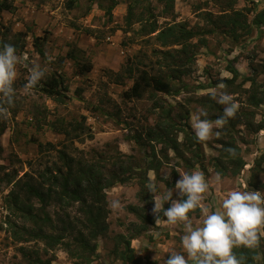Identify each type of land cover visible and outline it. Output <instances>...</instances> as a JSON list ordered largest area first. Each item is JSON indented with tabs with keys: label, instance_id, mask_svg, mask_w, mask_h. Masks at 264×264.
Wrapping results in <instances>:
<instances>
[{
	"label": "rangeland",
	"instance_id": "rangeland-1",
	"mask_svg": "<svg viewBox=\"0 0 264 264\" xmlns=\"http://www.w3.org/2000/svg\"><path fill=\"white\" fill-rule=\"evenodd\" d=\"M119 1V6L112 11V21H109L105 10L102 9L109 5V0H77L72 9L67 6L68 0H14L17 7L14 13L0 11V43L23 46V50L18 54L21 61L17 66V78L14 82L15 105H19L20 110L14 114L9 107L7 116L0 117V128L5 127L0 136V165L4 166L5 170L0 172V179L5 178L6 173L17 174V179L26 173L38 178L39 172L59 162L58 151L64 144L68 146V152L76 157L84 156L88 160L96 161L97 155L103 154L106 160L101 162L107 166V172L109 169L113 170L112 161L107 159L109 157L115 159L124 156L125 166L134 168L126 173L127 176L133 173L134 180L126 185L117 184L105 191L109 231L105 237L97 240L96 255L90 263L80 259L74 260L59 248L44 254L42 243L15 242L7 225L8 220H15L9 216L5 204L6 196L14 187L13 184L1 182L0 264H27L19 249L21 246L29 251H39L44 260H50V264H130L124 263L119 259V255L113 253L118 247L119 250L124 248L123 240H120L119 236L128 239L131 235L129 229L140 227L141 220L131 213L130 207H139L140 212L152 215L157 220V215L153 212L154 201L153 206H150L149 200L142 202L138 198L141 189L138 173H144L143 168L150 161L151 147L154 146L157 152L160 150L159 145L150 144L146 140L147 129L156 124L162 112L170 107H174L175 120H178L176 114L181 110L190 109L188 124L191 127V116L204 109L192 101L210 94L212 90L230 94L238 104L237 113L241 114L247 110L251 129L258 125L263 127L257 133H251L243 124L236 128L234 145L238 146L239 155L245 161L243 170L238 176H222L220 183L215 180L218 172L214 169L213 159L221 154L219 149L222 146L218 142L223 138L220 133L223 125L219 129L214 128V132L220 133L218 136L213 135L209 141L200 143L199 159L186 152L187 159L191 163H197L193 168L187 167L186 161L170 152L169 163L164 165L159 174L149 172V181L157 184L161 181L167 188L174 190L176 182L181 179L180 175L193 170L201 171L209 182V189L204 194L200 207L189 213L194 226H199L204 210H216L229 191L245 190L247 186L250 191L264 193V102L255 109L248 106L249 96L254 92L259 97H264V27L258 29L252 24L251 33L242 34L237 40L229 33H223L221 28H216L215 32L209 35H199L191 41L196 45L195 63L191 72L181 78V84L173 81L178 94L166 95L148 91L141 99H127L125 93L133 85V79L128 78V72L126 73L128 64L146 69L150 74H158L159 68L163 69L158 63H164L163 53L167 49H163L154 38L139 34V23L132 25L128 33L121 29L112 32V28L117 25L126 27L128 9L136 4L134 0ZM218 3L219 0H175V20L171 14L167 18L159 17L158 22L162 28L174 23H185L195 31L211 29L214 28V22H208L204 14H220ZM164 7L165 4L159 0H140L137 13L148 8L159 15ZM234 8L252 10L248 18L251 23L255 14L264 10V0H237ZM37 38V44L44 52L43 56L38 52ZM73 47L83 51H75L79 59L92 63L90 73L78 75L76 72L75 61L67 57ZM140 62L141 65L138 64ZM32 64H40L46 72V77L35 89L26 92L24 86L28 79V68L25 65ZM229 67L237 70L239 77L233 85L220 89V81L233 77ZM56 73L62 74L69 86L67 95L70 99L65 104L54 102L41 91L43 82ZM134 75H138V72ZM244 78H252L256 84L244 82ZM119 79L122 80L118 82ZM239 85H242L243 90L236 88ZM44 109L48 111L46 119L41 113ZM205 110L209 118L212 113L209 109ZM252 111L254 114H251ZM82 117L85 118L84 125L90 130L91 137L86 132L82 140L74 142L67 141L64 134L55 133L45 123H58L63 119L68 125L81 121ZM191 130L193 132L192 127ZM136 135L143 137L140 144L133 138ZM178 137L181 141L183 135L179 134ZM34 139L43 144L52 143L55 148H49L45 154H40L37 144L32 143ZM158 155L160 157L162 154ZM256 166L258 168L254 170ZM253 171L256 174L253 184L255 187L251 183ZM166 176L168 179H165ZM144 193L146 196L152 195L146 187ZM178 199L181 197L177 190L173 192V200ZM114 200L120 204L118 209L110 207ZM170 203L165 204L164 208L167 209ZM48 211L52 218L56 219V214L60 213L61 209L52 205ZM69 212L76 214L77 206ZM16 221L22 223L20 220ZM182 234L183 225H169L161 213L155 225H149L147 232L132 241L131 248L141 260L140 264H164L169 254L183 253L180 240ZM260 238L264 240V230Z\"/></svg>",
	"mask_w": 264,
	"mask_h": 264
},
{
	"label": "trees",
	"instance_id": "trees-1",
	"mask_svg": "<svg viewBox=\"0 0 264 264\" xmlns=\"http://www.w3.org/2000/svg\"><path fill=\"white\" fill-rule=\"evenodd\" d=\"M174 1L159 0L160 3L165 4V7L159 15H156L152 9L148 8L137 13L140 0H134L136 4L129 7L126 15V27L117 25L112 28V32L121 29L124 33H128L132 25L139 23L141 25L139 34L154 38L163 49H167L163 53L164 63H158V65L163 66V69L159 68L160 73L158 74H150L146 69L135 68L134 64H128L126 73L128 72V78L133 79V85L125 93V98L127 99H141L143 94L148 91L166 95L178 94L179 91H175L176 86L173 84V81L181 84V78L191 72L196 57L194 51L196 45H193L191 41L199 35H209L215 32L216 28H221L223 33H229L237 40L240 35L251 33L252 24H255L258 29L264 27V10L258 11L250 23L248 18L252 10H236L234 6L237 0H219L217 6L220 14L216 16L210 12L204 14V18L208 22H214V28L195 31L188 28V25L185 23H174L162 28L158 22V18H167V16L173 14ZM76 2L77 0H68V8L72 9L76 5ZM120 3L119 0H109V5L106 8L102 7L109 21L113 20L112 11ZM16 10L17 7L14 0H0V11L14 13ZM173 20H175L174 14ZM37 43H39V38L36 39V45L39 54L43 56L44 52ZM2 44L0 43V45ZM14 47L17 49V54L23 50V46L18 47L16 45ZM75 51L83 53V51L73 47L67 57L75 61L78 75L90 73L93 68L92 63L88 60L79 59ZM129 62H131V59ZM138 64L141 65L142 62ZM229 70L233 77L220 81L226 87L233 85L239 77L237 70L232 67H229ZM136 71L138 75H134ZM120 80L122 79H119L118 82ZM246 81L256 84L252 78H244V82ZM185 86L183 85V87ZM241 87L242 85L236 86L237 89L243 90ZM41 91L58 104H65L70 99L67 95L69 86L65 83V78L62 74L56 73L50 79L44 81ZM192 102L199 104L204 109H209V112L212 113L208 118L210 121L214 122L222 115L223 106L213 101L210 98V94ZM263 102L264 97H259L254 92L249 96L248 106L255 109ZM10 108H12L14 114L20 110L18 109L19 105H15V102ZM47 112V109L41 112L45 119ZM173 114L174 107L165 109L159 116V121L147 129L146 140L150 144L156 143L160 146L159 152H157L154 146L151 147L150 161L143 168L144 173L141 171L138 173L139 185L141 186L138 198L142 202L149 200L150 206H153V196H146L144 193L145 187L147 188L150 182L148 178L149 172L152 171L155 174H159L164 165L169 163L170 152H173L175 157L182 161H186L187 167L189 166L190 168H193L197 163H191L186 157V152L194 154V158H200V142H197L194 132H192L188 124L191 115L190 109L181 110L180 113L176 114L178 120L173 118ZM251 114H254V111ZM84 122V117H82L81 121L68 125L65 124L63 119L53 124L45 121L46 125L50 126L55 133L64 134L66 140L70 142L78 139L82 140L81 138L86 132L90 133V130L86 129ZM180 122L185 123L182 124ZM240 124L245 125L246 129L251 133H257L263 128L262 125H258L256 128L251 129L252 125L248 121L247 110L241 114L236 113L233 118L228 120L220 131L223 134L221 135L223 138L218 142L222 146L219 149L221 154L213 159L214 169L221 176H238L246 165L243 157L239 155L240 149L234 145V134L237 126ZM4 131L5 127H1L0 136ZM179 134L183 135L181 141H179ZM88 136L91 137L90 134ZM133 138L140 144L143 137L136 135ZM32 143L37 144L40 154H45L49 148L50 150L55 148V145L52 143L43 144L37 139L32 140ZM229 148L236 149L234 157L229 155L227 151ZM158 153L162 155L159 157ZM97 156L98 160L96 161L88 160L84 156L76 157L68 152V146L64 144L63 148L58 151L59 162H55L51 167L48 166L43 172H39L38 178L26 173L23 177L17 179V174L10 175L6 173L4 175L5 178L0 179V183L13 184L14 187L6 196L5 204L9 216L15 220V222L11 220L7 221L15 242L19 244L42 243L44 254H48V252L59 248L66 251L74 260L80 259L88 263L91 262L90 260L96 255L97 240L105 237L109 231L105 191L117 184L126 185L128 182L134 180L133 173L131 176L126 175V173L131 172L134 168L133 166H125L126 161H124V156L115 159H112V157L107 158L112 161L111 167L113 170L109 169V172H107V166L102 163L103 161L101 162V160H106V158L103 154ZM128 159L133 158L128 157ZM257 168L258 166L254 170ZM4 170L5 167L0 165V172ZM255 176L256 174L253 171L252 185L254 184ZM253 186L255 187L256 185ZM52 205H57L61 209L60 213L56 214V219H53L48 211V208ZM75 206H77V212L72 215L69 210ZM130 211L141 220L140 227H136L134 230L129 229L131 235L128 239L119 236V239L123 240L124 248L119 250L118 247L113 253L119 255V259L124 263L140 264L141 260L135 256L131 243L139 235L147 232L149 225H155L156 218L140 212L139 207H130ZM16 220H20L22 223L19 224ZM262 240L260 238L259 246L254 250H236L237 255L245 258V264H264V240ZM19 249L24 259L27 260V264H50V260H44L42 253L40 254L39 251H29L24 246H21Z\"/></svg>",
	"mask_w": 264,
	"mask_h": 264
},
{
	"label": "clouds",
	"instance_id": "clouds-1",
	"mask_svg": "<svg viewBox=\"0 0 264 264\" xmlns=\"http://www.w3.org/2000/svg\"><path fill=\"white\" fill-rule=\"evenodd\" d=\"M21 57L17 49L9 43L0 45V117H6L8 109L15 102L17 66ZM28 68V79L24 90L35 89L46 77L40 64L25 65ZM226 86L221 83L220 89ZM210 98L223 106V112L214 122L210 121L208 112L200 109L191 116V127L197 142L210 140L214 128L219 129L238 111V104L226 91L212 90ZM230 156L236 155V149L229 148ZM175 188L169 189L163 182H149L148 192L154 201L153 212L160 219L166 218L169 225L182 224L183 234L180 237L183 253L173 252L168 255L164 264H245V258L237 255L236 250H254L259 246L261 232L264 230V193L245 190L229 191L214 211L204 210L199 226H194L189 213L200 207L204 194L209 189V182L199 170L180 175ZM165 179H168L166 176ZM217 183L222 181L220 173L216 174ZM163 185V188H161ZM181 199L173 200V192L177 191ZM170 203L165 209L164 205ZM110 207L118 209V201H112ZM156 220V221H157Z\"/></svg>",
	"mask_w": 264,
	"mask_h": 264
}]
</instances>
